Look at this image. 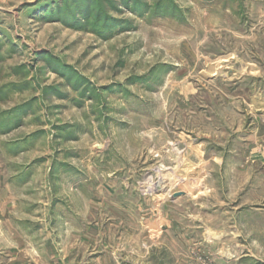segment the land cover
I'll return each instance as SVG.
<instances>
[{"label":"rangeland","instance_id":"1","mask_svg":"<svg viewBox=\"0 0 264 264\" xmlns=\"http://www.w3.org/2000/svg\"><path fill=\"white\" fill-rule=\"evenodd\" d=\"M0 264H264V0H0Z\"/></svg>","mask_w":264,"mask_h":264},{"label":"water","instance_id":"2","mask_svg":"<svg viewBox=\"0 0 264 264\" xmlns=\"http://www.w3.org/2000/svg\"><path fill=\"white\" fill-rule=\"evenodd\" d=\"M175 195L177 196V195H179V193H176Z\"/></svg>","mask_w":264,"mask_h":264}]
</instances>
